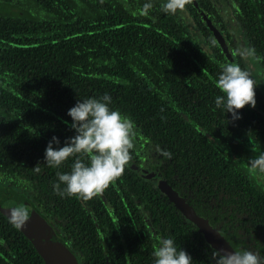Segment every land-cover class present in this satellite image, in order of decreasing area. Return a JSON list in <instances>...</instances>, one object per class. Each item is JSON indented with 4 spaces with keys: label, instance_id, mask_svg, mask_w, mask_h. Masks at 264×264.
Returning <instances> with one entry per match:
<instances>
[{
    "label": "trees",
    "instance_id": "obj_1",
    "mask_svg": "<svg viewBox=\"0 0 264 264\" xmlns=\"http://www.w3.org/2000/svg\"><path fill=\"white\" fill-rule=\"evenodd\" d=\"M144 2L0 0V264H47L9 222L13 199L4 198L21 195L80 264H151L161 236H171L192 264H209L214 247L168 188L234 250L264 256V175L248 163L264 151V94L256 85V105L237 110L234 121L214 104L221 94L219 65L243 66L231 50L229 24L255 48L264 69V0H227L229 24L217 0H186L175 14L163 13V0H153L142 16ZM212 30L225 31L230 56ZM104 93L134 121L132 158L91 200L62 198L53 191L56 172L68 171L74 158L51 168L43 160L45 146L52 135L63 144L73 134L63 121H71L67 110L76 99Z\"/></svg>",
    "mask_w": 264,
    "mask_h": 264
},
{
    "label": "clouds",
    "instance_id": "obj_2",
    "mask_svg": "<svg viewBox=\"0 0 264 264\" xmlns=\"http://www.w3.org/2000/svg\"><path fill=\"white\" fill-rule=\"evenodd\" d=\"M185 3L186 0H163L160 10L165 14H175ZM152 8L153 0H145L138 14L147 16ZM234 54L244 64L225 62L219 65L215 86L221 94L214 98L215 107L231 114L233 121L240 118L237 110L245 105H256L255 86L259 83L253 73L254 62L258 59L255 48L237 46ZM67 115L71 121L63 122L73 130V134L66 137L63 144L59 137L52 135L45 146L43 160L49 167L59 168L73 157L68 171L56 172L53 191L62 198L74 196L86 202L101 194L129 164L132 158L130 150L134 148V121L112 107V97L108 93L79 97L67 110ZM156 151L163 157H171L169 151L159 146H156ZM248 163L251 172L264 175V151L251 157ZM35 171L40 169L36 167ZM138 207L147 217L143 206ZM26 220L24 208L9 210V222L16 229H21ZM151 255V264H192L193 260L171 236L159 237ZM209 264H264V256L257 250L244 247L230 252L214 248L209 255Z\"/></svg>",
    "mask_w": 264,
    "mask_h": 264
},
{
    "label": "water",
    "instance_id": "obj_3",
    "mask_svg": "<svg viewBox=\"0 0 264 264\" xmlns=\"http://www.w3.org/2000/svg\"><path fill=\"white\" fill-rule=\"evenodd\" d=\"M166 192L182 214L189 221L197 224L201 233L214 248L227 252L234 250L206 219L195 212L185 198L171 188H168ZM16 207L26 210L27 220L23 223L21 231L30 239L47 264H80L64 239L57 234L54 227L32 206L25 196L21 195L7 203V215L9 216L10 209Z\"/></svg>",
    "mask_w": 264,
    "mask_h": 264
},
{
    "label": "rangeland",
    "instance_id": "obj_4",
    "mask_svg": "<svg viewBox=\"0 0 264 264\" xmlns=\"http://www.w3.org/2000/svg\"><path fill=\"white\" fill-rule=\"evenodd\" d=\"M217 4H218V6H219V9H220V11H221V14H222V16H223V19L225 20V22L226 23H231L232 21H231V15H230V13H231V8H230V5H228V3H227V0H217ZM179 10V12H182V9H178ZM183 15L186 17V18H188L187 16H186V13H185V11L183 12ZM182 18H184L183 16H182ZM192 22V21H191ZM192 26H193V24H192ZM193 28H194V26H193ZM194 30H195V28H194ZM228 30L230 31L231 30V32H232V34H233V38H234V46H232L231 47V50H232V52L234 53V49L237 47V46H241V45H246V42L244 41V39L241 37V33L239 32V31H237V30H235V29H233V27L229 24V26H228ZM212 32H213V35H214V38L216 39V41L219 43V45L224 49V51L226 52L225 54L227 55V57L228 56H230V52H229V50H228V48H227V46H226V44H225V40H224V36H225V31L223 32V33H221L222 34V36H221V34L218 32V31H216V33L212 30ZM222 32V31H221ZM193 33V32H192ZM247 40V39H246ZM230 44V43H229ZM235 55V54H234ZM237 55H235V57H236ZM239 57V56H238ZM240 61L244 64V62L240 59ZM253 73H254V75L256 76V78H257V82H259L257 85H259V88H260V90L263 92V94H264V79H262V80H260L262 77H264V69L261 67V65H260V63H258V61L256 60L255 62H254V66H253ZM260 80V81H259ZM0 109H2V108H0ZM4 110V109H3ZM6 111V110H5ZM153 155V151H152V149H151V151L148 153V158H144V162L143 163H141L142 165H144V166H146L147 164H148V162H149V160L151 159V156ZM141 168H142V166H141ZM145 170V172H152L151 170H148L147 168H144ZM152 180L151 181H153V182H156L157 183V180L155 179V178H151ZM160 187L162 188L164 185H162V183L160 182ZM11 198L12 199H15L14 198V196H11V197H9V198H4V200L6 201H9V200H11ZM6 201V202H7ZM186 218V217H185Z\"/></svg>",
    "mask_w": 264,
    "mask_h": 264
}]
</instances>
